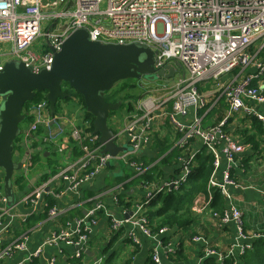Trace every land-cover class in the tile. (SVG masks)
<instances>
[{"label":"built area","instance_id":"obj_1","mask_svg":"<svg viewBox=\"0 0 264 264\" xmlns=\"http://www.w3.org/2000/svg\"><path fill=\"white\" fill-rule=\"evenodd\" d=\"M43 21L47 26L42 31ZM78 28H84L91 41L146 45L155 51L154 67L157 71L166 64H179L177 70L184 69V73L174 85L161 83L156 89L157 96L136 99L134 110L124 117L117 130L112 129L115 144L126 146L125 151L112 156L102 151L98 135L73 129L71 135L79 155L66 160L59 172L33 187L22 198V202L29 203L43 195L55 198L65 191L78 190L84 182L92 180L110 165L126 164L134 174L142 175L160 159L148 165L140 160L142 149L152 142L154 117L173 128L176 145L182 148L177 158L179 172L176 175L162 181L143 180L145 197L135 202L130 214L123 218L114 217L99 194L85 215L43 240L41 246L63 244L74 247L73 264H82V250L89 241L97 222L96 213L100 210L109 217V227L113 231L131 225L133 231L129 239L136 245H140V235L156 240L167 232L166 226L152 232L145 205L155 194L176 189L185 182L196 151L191 139L199 140L213 156L214 169L208 188H218L226 199L230 198L226 188L237 186L231 170L238 164L237 155L247 146L233 133L238 124L234 126L231 122H235L241 112L251 113L264 122V115L246 104V101H252L264 105V56L261 57L264 53V0H0V44H10L12 59L22 62L33 72L50 69L54 53ZM40 37L45 46L40 52L33 51V43ZM2 64L1 60L0 68ZM253 81L256 86L252 85ZM222 96L227 104L224 115L216 123L205 125V111L215 106ZM45 105L39 103L36 107ZM38 127V122H32L21 136L32 138ZM55 147L61 153L63 141ZM221 157L225 158L227 166L221 181H217L215 172ZM56 183L64 186H56ZM113 200L118 203L116 195ZM7 202L0 183V219L9 212ZM45 208L48 219L60 216L55 206L48 208L45 202ZM212 214L221 223L232 221L238 235L246 237L238 208L232 206L229 212ZM250 236L252 239L264 238V233ZM192 239L205 243V239L199 236ZM25 242L23 236L1 247L0 260L25 249ZM157 244H160L159 239ZM250 247V242H243L221 252L205 244L203 257H213L217 264H222L224 258L237 259ZM150 257L154 263L160 264L157 248H153ZM103 261L100 256L92 264H103Z\"/></svg>","mask_w":264,"mask_h":264},{"label":"crops","instance_id":"obj_2","mask_svg":"<svg viewBox=\"0 0 264 264\" xmlns=\"http://www.w3.org/2000/svg\"><path fill=\"white\" fill-rule=\"evenodd\" d=\"M74 101L77 106L68 103L69 101L61 103L57 111L60 112L57 121L55 119L56 113L53 120H50L46 105L38 109L33 105L27 112L28 116L34 117L28 127L32 122H38V129L42 130V136L36 133L32 138L22 136L19 140V144H23L24 148L18 146L14 158L16 161L23 162L25 181L23 180L22 183L24 187H20L14 181L18 175L15 173L12 184L13 197L12 199L8 198L7 202L9 212L0 219V248L25 236V249L13 252L10 256L0 260V264H73L74 260L71 255L74 253V247L63 244L41 246L43 240L51 233L64 228L67 223H72L75 218L85 215L96 202V196L99 194H102L100 199L109 212L117 218H123L125 214L129 215L134 203L145 197L146 187L143 186L142 181L137 180L135 176L138 175L129 176L127 171L133 172L132 169L126 164H121L110 165L92 180L84 182L78 190L65 191L55 198L43 195L34 202H22V198L33 187L52 178L56 172H59L66 160L74 158L72 147L74 145L77 147V145L71 135L72 130L92 132L88 130L89 121L83 118L84 109L76 100ZM135 101L131 103V106L126 104L123 119L134 110ZM246 104L254 111L264 115L263 104L252 101H246ZM245 114L241 112L235 122H231V125L238 124L240 127V119ZM214 119V117L210 120L205 119L203 123L205 125L216 123ZM152 123V142L142 149L140 153L142 162L154 159L157 151L156 138L164 137L167 141L166 144L174 143L176 145L177 136L171 126L167 123L163 125L160 119L156 117ZM112 124L117 128L119 121ZM168 136L174 141L167 140ZM61 140L64 150L60 154V160L56 164L50 165V151L56 149L55 146ZM192 145L194 149L202 146L196 139L192 140ZM32 156L39 158L36 164L31 163ZM237 159L238 164L231 170V177L236 180L237 186L226 188L230 195L229 199L221 194L224 198L223 209L209 207L208 204L212 197L209 192L207 197L201 196L194 200L193 219L186 227L188 228L186 231L181 232L176 228H168L167 232L160 235L156 240L140 235V245L133 244L129 239V235L133 231L131 225L127 224L117 231H113L109 227V217L100 210L96 213L97 222L91 230L89 241L84 245L80 262L92 264L94 259L102 256L104 258L103 264H147L153 248H157L160 264H203L204 257L202 254L205 244L225 252L231 246L236 247L243 242L252 243L254 239L250 236L251 234L264 232V138L259 150H250L249 146H246L245 150L237 155ZM226 166L225 158L221 157L219 167L215 172L217 181H221ZM159 169L162 181L177 174L178 164L175 162L160 163ZM30 181H33V184ZM29 184L31 187L27 189ZM55 185L64 186L63 183H56ZM114 195H121L122 203H116L113 200ZM47 198L53 199L52 206L59 210L60 216L57 219H48L45 215L42 218L32 220L31 225H28L27 218L33 215L39 216L46 211L45 202H47ZM232 206L241 211L243 231L247 234L245 238L238 235V230L232 221L221 223L212 214L214 212H229ZM194 236L205 239V243L193 241L192 237ZM158 239L160 244H157ZM175 253H179L182 259L176 258ZM109 259L110 263L107 262Z\"/></svg>","mask_w":264,"mask_h":264},{"label":"water","instance_id":"obj_3","mask_svg":"<svg viewBox=\"0 0 264 264\" xmlns=\"http://www.w3.org/2000/svg\"><path fill=\"white\" fill-rule=\"evenodd\" d=\"M154 55L155 51L140 43L91 41L87 31L78 28L54 53L50 69L33 72L20 61L5 60L0 68V183L7 198L13 197V177L23 175V162L14 158V148L18 138L28 129V125L25 129L21 127L27 118L23 112L24 104L31 101L36 92H44L51 116L56 113L57 100L69 97L64 90L66 86L79 93L84 111L93 116L92 133L98 135L102 151L115 156L127 147L115 144L108 116L110 111L121 106V101H107L105 95L115 83L130 78L139 80L143 77L148 81L168 83L180 65L166 64L157 71ZM18 145L24 148L19 141ZM30 187L29 184L27 189Z\"/></svg>","mask_w":264,"mask_h":264},{"label":"trees","instance_id":"obj_4","mask_svg":"<svg viewBox=\"0 0 264 264\" xmlns=\"http://www.w3.org/2000/svg\"><path fill=\"white\" fill-rule=\"evenodd\" d=\"M252 85L256 86V81H253ZM135 87H128V91L125 94L121 95V90L117 89L114 91H110L108 95H105V99L107 101L114 102L116 100L121 101V105L124 102L128 106H131V103L136 99L140 98L143 93L136 94L132 91ZM125 89V88H123ZM65 91L69 93V97L66 99H58L56 104V112L59 109L60 103L71 100V98H76L82 109H84V103L81 95L75 92L72 88L66 86L64 88ZM113 99H112V98ZM39 103H45L46 107L48 103L45 100L44 92H36L34 98L31 101H28L24 104L23 112L26 113L30 110V108L34 105L37 106ZM227 104L225 102V97L222 96L219 98L217 104L210 108L208 112L204 115V118L210 120L211 118H215L214 120L217 122L222 118L224 112L226 110ZM114 111L109 112V117L114 114ZM202 113V110L201 112ZM28 117V115L26 116ZM83 118L89 121V131H93V116L88 112L84 111ZM241 126L236 127L233 131L234 134L238 135L240 140L247 146H249L250 150H259L261 144H263L264 138V127L263 122L257 119L252 114H245L243 118L240 119ZM110 127V126H109ZM111 128V127H110ZM112 129V128H111ZM170 129V128H169ZM18 141L16 143V147H18ZM166 139L164 137L156 138V154L154 159H150L148 162H143L144 165H148V163H152L159 159V161L149 168H147L142 175L135 176L137 180L143 181L148 180L151 181H159L160 179V169L159 164H166L175 162L178 164V156L181 155V147L178 145H174V143L166 144ZM192 139L190 140V143ZM74 157L79 155L77 147L74 145L73 147ZM192 148V147H191ZM195 156L191 165L190 172L185 180V182L181 183L176 189H171L166 192H159L155 194L153 198H151L148 203L145 205L146 210L145 214L148 220V226L151 228L152 232H157L160 227L166 226L168 228H176L178 231H186L190 221L193 219L192 210L194 205V200L198 197H207L208 193L212 194L211 200L209 202V207L212 209L224 208V198L221 195L218 188L211 187L208 188L209 177L213 172V156L211 153L207 152L204 146H199L195 148ZM35 156L31 157V163H33V159ZM179 172V168L177 173ZM129 176H133L134 172H129ZM134 179V177H133ZM132 179V181H133ZM25 181L24 175H17L15 177V182L20 186L24 187L22 181ZM118 203H122L121 195H117ZM47 207H51L54 203L53 199L47 198ZM47 216V212H42L39 216H32L26 219L28 225H31L32 220H36L38 218H42ZM264 233V232H263ZM176 258L181 260L179 253L174 254ZM203 255V254H202ZM240 258V259H239ZM239 259V260H238ZM110 263V259L107 260ZM147 264H156L151 258H148ZM203 264H217L216 260L213 257H205L203 260ZM222 264H264V238H256L252 241L251 247L247 249L241 256L234 259L232 257L224 258Z\"/></svg>","mask_w":264,"mask_h":264},{"label":"rangeland","instance_id":"obj_5","mask_svg":"<svg viewBox=\"0 0 264 264\" xmlns=\"http://www.w3.org/2000/svg\"><path fill=\"white\" fill-rule=\"evenodd\" d=\"M46 26H47V23L45 21H43L41 23V30L42 31L45 30ZM44 46H45L44 40L42 39V37H40L33 43L32 49H33V51L40 52L44 48ZM11 51H12V46L10 44H7V43H1L0 44V58H1L2 62H4L5 60L13 58ZM262 56H264V53H262L261 57ZM183 73H184V69H179L178 72L175 73V75L170 78L169 83H165V84H167L169 86L174 85L178 81L179 77H181L183 75ZM161 83H164V82H162L161 80L148 81L146 79L135 80L133 78H130V79L118 81L117 83L114 84V86L112 87L111 90L114 91V90L119 89V90H121L120 94L123 95L129 90L128 87L133 86L135 88L132 91H134L136 94H138L140 92L143 93V95H141L140 98H142L146 95L157 96L158 93H157L156 89L158 87H160ZM123 88H125V89H123ZM108 93L106 95H108ZM76 98H78V97H76ZM76 98H72L71 100H69L68 103H72L75 106H77L74 100H76L77 103H79V102ZM60 105H61V103H60ZM125 110H126V102L123 101L122 105L118 109L115 110L114 114L111 117H109L108 124L113 130H117V128L113 126V124H112L113 122L119 121V124L123 123V121H124L123 116L125 114V112H124ZM58 114H60V112H56V114H55L56 121L59 118ZM49 118H50V120H53V116L50 115ZM33 119H34V117L28 116L21 123V127H26L30 123V121H32ZM36 133L39 136H42V130L40 128L37 129ZM21 137L22 136H20L18 138V140H20ZM167 140H170L171 142L174 141V139L170 138L169 136L167 137ZM16 149H17V147L14 148V151H16ZM60 154L61 153L57 149L50 151V157H51L50 165L56 164L57 161L59 162ZM38 160H39V158L37 156H35L33 159L34 164H36ZM127 174H129L128 171H127Z\"/></svg>","mask_w":264,"mask_h":264},{"label":"flooded vegetation","instance_id":"obj_6","mask_svg":"<svg viewBox=\"0 0 264 264\" xmlns=\"http://www.w3.org/2000/svg\"><path fill=\"white\" fill-rule=\"evenodd\" d=\"M141 79H144L143 77Z\"/></svg>","mask_w":264,"mask_h":264}]
</instances>
